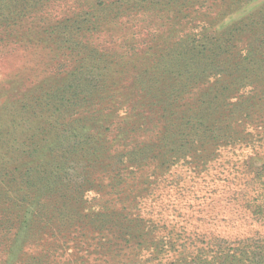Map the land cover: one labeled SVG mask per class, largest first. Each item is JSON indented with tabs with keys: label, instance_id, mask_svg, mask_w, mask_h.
<instances>
[{
	"label": "trees",
	"instance_id": "16d2710c",
	"mask_svg": "<svg viewBox=\"0 0 264 264\" xmlns=\"http://www.w3.org/2000/svg\"><path fill=\"white\" fill-rule=\"evenodd\" d=\"M216 1L212 0V4L209 1V10L216 7ZM261 1L264 4V0ZM125 2L0 0V45L5 47L6 40L14 38L16 29L25 27L27 16L32 13L36 16L35 30L31 27L26 29L21 43L23 51L32 49L34 55H41V61L35 58L36 64L45 62V66H49L54 59H69L75 51L113 60L110 81L102 82L100 93H96L84 107L87 117L81 131L85 133L79 144L73 147L80 149L85 156L80 160L84 162V182L87 184V190H84L98 195L91 204L100 215H104L99 222L89 221L88 228L96 226L99 230L95 237L89 233L90 238L84 244L89 251L83 255L85 264H135L144 259L159 262L167 251H175L173 241L176 235L172 229L167 230V221L160 217L165 190L179 191L188 182L196 183L202 174H208L213 156L219 155L220 151L243 144V148L253 151L251 157L254 159H249L250 164L257 160L261 164L257 171L264 170V140L257 141L251 137L243 141L231 137L216 140L207 136L212 132L214 119L226 111L224 105L231 95H223L221 104L215 109L211 102H206L210 94L202 93L200 80L195 81L201 69L193 64L192 51L197 48L193 40L195 34L186 27V22L187 25L190 23L189 16L182 12L191 8V13H198L208 0H171L167 4H163L164 0H133L129 7L119 9ZM44 7V14H40ZM77 9H81L80 12ZM260 15L258 18L253 12L247 13L244 19L249 24L243 28L226 29L227 38L218 39L216 46L225 49L224 53H219L220 56H235L241 61L257 64L254 67L256 78L246 83L250 89L245 90V96L252 99L258 89L263 94L260 97L262 105L264 11ZM60 18L68 22L63 24L64 30L47 38L44 34L48 29L52 31L50 35L61 31ZM127 75L132 76L130 85L124 80ZM171 76H175L173 83H170ZM236 90L239 95L243 92V89ZM239 95L234 98L242 96ZM255 110L251 104L246 108H232L230 111L238 118L244 115L247 124L224 128L237 133V129L252 132L256 127H262L255 123V118H264V109L259 107L258 112ZM72 113L80 116L78 111ZM67 126L70 133L75 131V127ZM53 146L59 148L57 143ZM89 151L98 154H90ZM76 160V155L64 157V161H60L62 174L67 162ZM178 166L187 169L188 179L169 180L171 171ZM27 168L30 169V165ZM28 169L23 170L22 178H29ZM45 174H50L47 184L54 180L53 184L57 185L58 180L53 174ZM55 204L60 207L62 202L56 201ZM154 208L157 210L156 218L152 216ZM52 209L54 211V206ZM39 218L32 221L28 229L27 220L14 221L19 234L10 240V261H15L27 244L38 241L39 231L51 227L48 214H41ZM36 224L45 225L37 233H32L31 228ZM201 250L206 256H202L204 263L200 264H246L247 259L248 264L264 262V257L255 261L253 255L229 253L225 248L213 250L206 247ZM54 252L44 253L36 261L54 264ZM189 252L176 250L171 264L201 261L197 255L191 258ZM218 252L220 255L217 256ZM207 253L210 254L209 259ZM58 255L65 257V252ZM221 256L223 261H219Z\"/></svg>",
	"mask_w": 264,
	"mask_h": 264
},
{
	"label": "rangeland",
	"instance_id": "374dc122",
	"mask_svg": "<svg viewBox=\"0 0 264 264\" xmlns=\"http://www.w3.org/2000/svg\"><path fill=\"white\" fill-rule=\"evenodd\" d=\"M170 1L164 0L163 4ZM209 1L212 4V0H208L198 13H191V8L182 12L189 16L190 23L187 25L186 22V27L195 34L193 40L197 48L192 51L193 64L201 67L195 81L200 80L202 93L210 94L207 101L205 96L202 97L215 109L221 104L223 95H231L224 105L226 111L214 119L212 132L207 136L216 140L230 137L239 141L250 137L264 140V118H255V123L262 127H256L252 132L237 129L234 133L224 128L247 124L244 115L238 118L230 111L232 108H246L251 104L258 112L259 107L264 109V104L261 105L263 94L258 89L252 99L245 96V90L250 89L246 83L256 78L254 67L257 64L241 61L235 56H220L219 53H224L225 49L216 46L218 39L227 38L226 29L243 28L249 24L244 19L247 13L253 12L261 18L264 4L261 0H218L212 12ZM132 4L133 0H126L119 9ZM44 10L45 7L40 9V14H44ZM35 18L29 13L25 27L16 29L14 38L6 40L5 47L0 45V264H39L36 260L51 250L55 251L54 264H85L83 255L89 251L84 244L90 238L89 233L95 237L99 230L96 226L88 228L89 221L99 222L104 215H100L91 204L98 195L84 190H87V184L84 182V162L80 160L85 156L80 149L73 147L79 144L85 133L81 131L87 117L84 107L96 93H100L102 82L110 81L113 60L75 51L69 59H54L49 66H45V62L36 64V59L41 61V55H34L32 49L23 51L21 43L26 29L31 27L35 30ZM59 23H62L59 26L61 31L50 35L52 31L48 29L44 35L49 38L62 33L63 24L68 22L60 18ZM174 78L170 83L175 81ZM124 80L130 85L132 76L127 75ZM236 89H243V92L239 95ZM236 95L242 96L236 99ZM247 99H251L250 102H246ZM74 111L80 112V116L73 115ZM67 125L75 127V131L70 133ZM55 143L59 148H54ZM252 152L243 148V144L232 149L228 147L213 156L208 174H202L196 183L183 185L180 180L183 188L179 191L165 190L160 217L167 221V230L172 229L176 235L173 241L175 251H190L191 258L197 255L201 259L193 264L204 261L202 256L206 255L201 249L206 247L213 250L225 248L229 253H246L249 257L253 255L255 261L264 257V170L257 171L261 165L257 160L250 164ZM70 155H76L78 160L67 162L63 175L60 161ZM27 169L29 178H22L21 173ZM186 171L185 167L178 166L168 179H188ZM46 172L56 177L57 185L52 179V183H46L50 179ZM56 175H62V178ZM56 201L62 205L57 206ZM156 208L152 211L154 218L157 217ZM41 214H48L51 227L37 233L45 224L33 225L36 228H31L32 233L40 235L38 241L27 244L17 259L10 261L9 243L19 234L14 221L27 220L28 229L32 221L41 219ZM175 251H167L159 262L148 259L134 262L171 264ZM62 252H65V257L58 255ZM207 254L209 259L210 254ZM223 260L221 256L219 261Z\"/></svg>",
	"mask_w": 264,
	"mask_h": 264
}]
</instances>
